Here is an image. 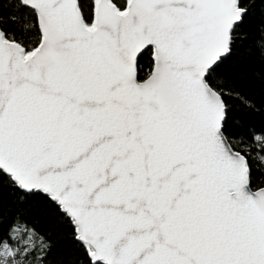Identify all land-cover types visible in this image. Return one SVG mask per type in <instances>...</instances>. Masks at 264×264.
<instances>
[{
  "label": "snow or ice",
  "instance_id": "6c2138e0",
  "mask_svg": "<svg viewBox=\"0 0 264 264\" xmlns=\"http://www.w3.org/2000/svg\"><path fill=\"white\" fill-rule=\"evenodd\" d=\"M20 4L34 39L0 30V178L52 201L88 264H264V187L216 81L242 0ZM27 255L0 239V264Z\"/></svg>",
  "mask_w": 264,
  "mask_h": 264
},
{
  "label": "trees",
  "instance_id": "16d2710c",
  "mask_svg": "<svg viewBox=\"0 0 264 264\" xmlns=\"http://www.w3.org/2000/svg\"><path fill=\"white\" fill-rule=\"evenodd\" d=\"M80 2L87 8L91 0ZM242 2L249 15L216 81L226 106L225 136L233 149L248 158L252 187L257 190L264 187V164L258 159L264 151L255 139L264 137V0ZM32 22V14L20 0H0L1 30L31 41L34 36L26 26ZM0 239H7L13 249L27 248L25 264H88L72 225L57 206L43 196H26L6 178H0Z\"/></svg>",
  "mask_w": 264,
  "mask_h": 264
},
{
  "label": "water",
  "instance_id": "95a60500",
  "mask_svg": "<svg viewBox=\"0 0 264 264\" xmlns=\"http://www.w3.org/2000/svg\"><path fill=\"white\" fill-rule=\"evenodd\" d=\"M1 30V29H0ZM227 143L231 146V144L228 142L227 140ZM232 150L236 151L235 149H233V147L231 146ZM238 152V151H237Z\"/></svg>",
  "mask_w": 264,
  "mask_h": 264
}]
</instances>
